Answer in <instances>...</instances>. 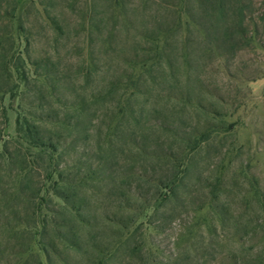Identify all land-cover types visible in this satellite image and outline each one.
<instances>
[{"label": "rangeland", "instance_id": "obj_1", "mask_svg": "<svg viewBox=\"0 0 264 264\" xmlns=\"http://www.w3.org/2000/svg\"><path fill=\"white\" fill-rule=\"evenodd\" d=\"M204 3L0 0V264H264V0Z\"/></svg>", "mask_w": 264, "mask_h": 264}, {"label": "trees", "instance_id": "obj_2", "mask_svg": "<svg viewBox=\"0 0 264 264\" xmlns=\"http://www.w3.org/2000/svg\"><path fill=\"white\" fill-rule=\"evenodd\" d=\"M202 1L204 3L207 0H202ZM210 1L212 4L213 0H210ZM212 16H213V12H212ZM208 27L201 26L200 31L204 32V30H206ZM9 67L11 68V71L8 72L6 79L8 80V82L12 83L14 81L12 71L17 70V72L15 73L17 75L18 71H22V69L20 67L17 68V66L15 64L11 65ZM46 75H48V72L46 73ZM11 91L12 90H9V92H11ZM0 93H3V91H0ZM34 144L40 148L42 147V148H45L48 150L50 148V146H49L50 144H45V142L42 140V138H36ZM15 154H17V155L16 156H13L12 154H9L8 156L6 155L9 160H8V164H7L8 166L6 165L4 167L5 169L1 168L2 164L0 163V200L2 198V201L5 198L9 201L10 200L19 201L20 199H27L25 194H23V192H22L23 189H22L21 185L26 178L25 175H27V169H28L29 163L26 162L25 155L22 154V147L17 148L15 150ZM16 158H20V159L22 158V161L19 162L18 166H14ZM8 181H9V183H12V185H13L12 188H7V186L4 187V185L8 184ZM17 214H18V212L14 213V215H17ZM22 225L23 224L21 223V220L16 219V227H14V228L16 229L17 227H21ZM6 228L12 229V228H10V226L8 227L7 225H6Z\"/></svg>", "mask_w": 264, "mask_h": 264}]
</instances>
